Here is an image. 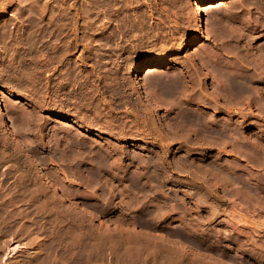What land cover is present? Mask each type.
<instances>
[{
    "label": "rangeland",
    "instance_id": "374dc122",
    "mask_svg": "<svg viewBox=\"0 0 264 264\" xmlns=\"http://www.w3.org/2000/svg\"><path fill=\"white\" fill-rule=\"evenodd\" d=\"M100 1L0 15V264H264V0Z\"/></svg>",
    "mask_w": 264,
    "mask_h": 264
},
{
    "label": "bare ground",
    "instance_id": "6f19581e",
    "mask_svg": "<svg viewBox=\"0 0 264 264\" xmlns=\"http://www.w3.org/2000/svg\"><path fill=\"white\" fill-rule=\"evenodd\" d=\"M11 0H0V15H6V13H7V10H8V7H9V2H10ZM18 1V0H17ZM123 2L124 0H118V2ZM222 1H224V0H201V1H199L198 3H197V5H196V25H197V28H198V30L199 31H201V32H205L204 30V22H205V8H204V6H206V5H210V4H213V3H215V2H222ZM20 2V1H19ZM100 2H102V3H104V4H111V2H110V0L108 1V0H101ZM129 2V1H128ZM131 2V1H130ZM75 3V2H74ZM81 4V3H80ZM121 4V3H120ZM124 4V3H123ZM45 5V4H44ZM43 5V6H44ZM85 5V4H84ZM47 6V5H46ZM110 6V5H109ZM120 6V5H119ZM124 10H125V8H124ZM133 11H135V10H133ZM140 12V11H139ZM21 13V12H20ZM123 13V12H122ZM109 16V15H108ZM123 17V16H122ZM121 19V18H120ZM135 20V19H134ZM144 20V19H143ZM4 21V20H3ZM119 21V20H118ZM6 22V21H5ZM1 23H3V22H1ZM0 23V24H1ZM143 25V24H142ZM9 32H10V30L8 29V25H7V23H3V24H1L0 25V38H2V39H4V38H6L7 36H9ZM11 33V32H10ZM113 34V33H112ZM202 34V33H201ZM16 35V34H15ZM17 37H18V35H16ZM199 36H201V35H199ZM10 37V36H9ZM8 39V38H7ZM112 39V38H111ZM21 40V39H20ZM19 39H18V41H20ZM4 41V40H3ZM198 41H199V37H194V38H192L190 41H189V43H188V45H187V47L189 48V47H191V46H193V45H195L196 43H198ZM1 42V41H0ZM15 43H17V41L15 42ZM19 44H20V42H18ZM17 43V44H18ZM5 44H6V41H5ZM8 44H9V42H8ZM7 47V46H6ZM20 47V46H19ZM164 63V60H162V59H153V60H147V61H145V62H142V63H140L138 66H137V70H138V72L139 73H141L143 70H145L146 68H155L154 66L155 65H160V64H163ZM152 70V69H151ZM154 71V70H153ZM225 71V70H224ZM227 76H226V84H225V89H229L231 92H233V90L235 91H237L238 92V94L239 95H241V94H243V93H245L246 91H248V90H250V88H239V86H237V87H231V84L232 85H234L235 84V82H232V79H231V77L229 76V73L227 72V71H225L224 72ZM264 73V72H263ZM158 78V77H157ZM261 78V77H260ZM159 79H160V77H159ZM158 80V79H157ZM155 82V81H154ZM156 83H159L160 84V82L158 81V82H156ZM161 83H163V82H161ZM170 83V82H169ZM166 84H168V82L166 83ZM162 85V84H161ZM165 85V84H164ZM158 86V85H157ZM160 86V85H159ZM173 85H170V87H169V85H165V87L164 86H162V88H165L164 90L165 91H167L168 93H170V92H172L171 94H173V87H172ZM175 89H176V87H175ZM162 91V90H161ZM229 91V92H230ZM164 92V91H163ZM167 92H165V95H168V94H166ZM228 92V91H227ZM228 92V93H229ZM252 93V92H251ZM175 94V93H174ZM237 94V96H239ZM170 95V94H169ZM235 95V94H234ZM251 95V94H250ZM236 96V95H235ZM236 96V97H237ZM242 96V95H241ZM252 96V95H251ZM240 97V96H239ZM260 100L261 99H259V102H260ZM262 101V100H261ZM258 102V103H259ZM261 106V105H260ZM184 116H186L185 114H183ZM187 117V119L188 120H193V119H191V118H189L188 117V115L186 116ZM185 117V118H186ZM0 118H1V120H2V122L4 123V124H6L7 126H9L10 127V122H9V119H8V117L6 116V114L3 112V106L0 104ZM186 120V119H185ZM13 130V129H12ZM20 246L21 245H15L14 247H11V249H10V251L8 252L9 254V256H10V254H12V252H14V251H16L17 249H19L20 248ZM231 264H236L235 262H232Z\"/></svg>",
    "mask_w": 264,
    "mask_h": 264
}]
</instances>
